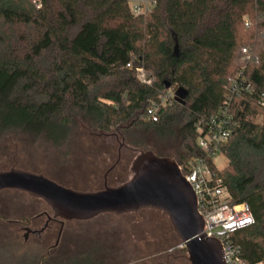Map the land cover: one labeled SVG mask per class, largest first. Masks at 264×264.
<instances>
[{
	"label": "trees",
	"instance_id": "obj_1",
	"mask_svg": "<svg viewBox=\"0 0 264 264\" xmlns=\"http://www.w3.org/2000/svg\"><path fill=\"white\" fill-rule=\"evenodd\" d=\"M152 1L137 16L129 0H0V142L24 135L64 150L86 126L140 148L131 133L142 129L177 135L180 164L204 156L196 125L228 100L234 127L219 176L255 219L232 241L248 264H264V0ZM242 77L252 92L231 99Z\"/></svg>",
	"mask_w": 264,
	"mask_h": 264
},
{
	"label": "rangeland",
	"instance_id": "obj_2",
	"mask_svg": "<svg viewBox=\"0 0 264 264\" xmlns=\"http://www.w3.org/2000/svg\"><path fill=\"white\" fill-rule=\"evenodd\" d=\"M130 4L132 1L129 0ZM173 95V94H172ZM134 143H142L143 147L135 148L133 143L124 141L123 154L126 156L127 167L124 174L110 176L109 187H117L131 179L130 166L141 151H152L160 157H169L177 161L179 149V138L156 137L150 132L142 129L132 131ZM110 135V134H109ZM97 133L89 130L86 126L80 127L71 139L68 149H55L52 146L41 144L28 136L16 135L6 137L0 142V172L11 169H19L33 174H42L66 188L78 192H94L103 189V175L107 168L99 170L96 166V147L106 146L110 148L111 155H115L121 145L119 134ZM117 137H119L117 141ZM97 155V154H96ZM216 165L220 170L227 167V159L219 154ZM47 210L49 207L44 201L37 200L27 194L15 191H3L0 193V264H32L33 256L23 252L16 242L23 241V234H18L17 229H10L6 221L8 218H16L12 211ZM8 212V213H7ZM21 214V213H20ZM6 218V219H5ZM73 226H108L111 228L121 227L126 233L121 237L120 243L125 248L126 255L120 261L121 264H160L161 259L158 253L162 241V232L170 231L171 224L166 214L143 210L138 213L123 216L103 215L89 222H75ZM163 227H167L166 229ZM122 230V231H123ZM142 233L140 235V233ZM15 233L18 238L16 242L8 237ZM91 235L86 246L97 250L106 242L102 236ZM174 241H178L174 236ZM110 244V240H107ZM69 258L67 264H84V260ZM119 263V264H120ZM96 264V263H94Z\"/></svg>",
	"mask_w": 264,
	"mask_h": 264
},
{
	"label": "water",
	"instance_id": "obj_3",
	"mask_svg": "<svg viewBox=\"0 0 264 264\" xmlns=\"http://www.w3.org/2000/svg\"><path fill=\"white\" fill-rule=\"evenodd\" d=\"M131 173V179L117 187L78 192L42 174L11 169L0 172V193L16 191L40 199L56 217L69 222L143 210L160 211L186 246L191 264H225L222 244L206 237L196 195L175 159L160 157L152 151L141 152L132 163Z\"/></svg>",
	"mask_w": 264,
	"mask_h": 264
},
{
	"label": "built area",
	"instance_id": "obj_4",
	"mask_svg": "<svg viewBox=\"0 0 264 264\" xmlns=\"http://www.w3.org/2000/svg\"><path fill=\"white\" fill-rule=\"evenodd\" d=\"M154 4L152 0H134L131 9L139 16L149 12ZM244 54L247 55L248 52L245 50ZM136 73L142 83L150 84L143 69H137ZM248 92H252V87L244 77L234 81L229 89L231 99ZM174 98L175 93L169 91L161 97L160 103L151 104L146 114L148 121L158 122L160 109L166 107ZM258 101L263 105L264 95ZM230 105L227 100L216 114L197 123V145L204 156L191 157L178 165L196 195L198 211L205 221L206 237L216 239L222 244L225 264H248L241 258V248L233 243L232 236L239 230L254 225L255 219L247 204L233 202L219 176L222 170L215 162L219 154L223 155L221 147L229 141L234 127Z\"/></svg>",
	"mask_w": 264,
	"mask_h": 264
},
{
	"label": "flooded vegetation",
	"instance_id": "obj_5",
	"mask_svg": "<svg viewBox=\"0 0 264 264\" xmlns=\"http://www.w3.org/2000/svg\"><path fill=\"white\" fill-rule=\"evenodd\" d=\"M119 137L121 138V145L117 154L112 156L111 152L108 151L110 148L106 146L96 147L97 151L93 154L97 158L95 161L97 168L99 170L107 168L103 175V189L108 186L110 176L115 175L116 171L118 176L123 175L127 167V155H124L123 151L124 148L127 149L128 147L123 146L124 139L120 134ZM119 137H117V141ZM8 212V214L13 213L16 216L18 215L14 219L13 217L5 219L9 225H12L10 229L15 228L18 234H23V241L16 242L18 236L15 233H10L8 237L11 236L10 238L16 242L17 246L22 248L24 254L27 253L33 256L32 264H67L71 257L84 260V264H119L126 255L125 248L120 243L121 237L126 231L121 227L73 226L72 223L78 221L69 222L56 217L50 207L47 210L41 211L32 209L31 212L24 210L20 212L9 210ZM163 228L166 229L167 227ZM90 234L102 236L106 240L99 249L93 250V252L85 245L87 240L90 239ZM162 235V243L160 248H158V253L161 256L160 264H191L187 248L179 240L172 225L170 231L162 232ZM174 235L178 241L172 240L174 239ZM107 240H110V244H107Z\"/></svg>",
	"mask_w": 264,
	"mask_h": 264
}]
</instances>
